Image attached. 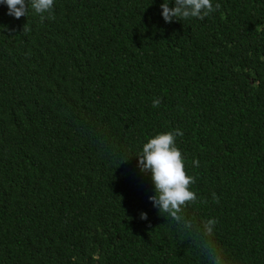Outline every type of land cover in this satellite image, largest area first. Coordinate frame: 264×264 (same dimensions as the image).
Wrapping results in <instances>:
<instances>
[{"label": "trees", "instance_id": "trees-1", "mask_svg": "<svg viewBox=\"0 0 264 264\" xmlns=\"http://www.w3.org/2000/svg\"><path fill=\"white\" fill-rule=\"evenodd\" d=\"M0 264H264V0H0Z\"/></svg>", "mask_w": 264, "mask_h": 264}]
</instances>
